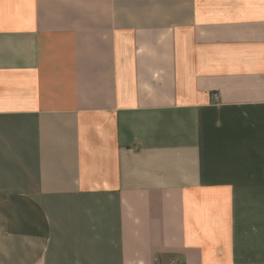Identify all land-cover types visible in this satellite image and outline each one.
<instances>
[{
	"label": "crops",
	"instance_id": "obj_1",
	"mask_svg": "<svg viewBox=\"0 0 264 264\" xmlns=\"http://www.w3.org/2000/svg\"><path fill=\"white\" fill-rule=\"evenodd\" d=\"M0 264H264V0H0Z\"/></svg>",
	"mask_w": 264,
	"mask_h": 264
}]
</instances>
